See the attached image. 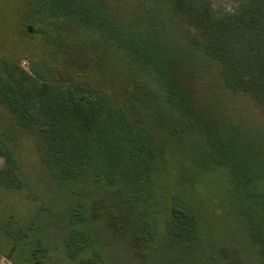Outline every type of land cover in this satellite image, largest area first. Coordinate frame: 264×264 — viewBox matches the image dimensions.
Segmentation results:
<instances>
[{"label":"trees","instance_id":"obj_1","mask_svg":"<svg viewBox=\"0 0 264 264\" xmlns=\"http://www.w3.org/2000/svg\"><path fill=\"white\" fill-rule=\"evenodd\" d=\"M27 1L33 38L50 35L54 60L66 43L113 75L100 87L80 76L62 84L48 76L58 63L46 58L31 74L0 63V106L12 119L0 135L7 162L17 169L15 145L23 132L35 136L45 178L28 182L68 215L94 189L152 214L165 175L174 183L168 231L186 248L206 242L195 184L219 175V202L264 264V0H230L229 8L215 0ZM129 91L141 113L122 98ZM24 225L17 240L31 229ZM61 251L63 263L79 257L69 242Z\"/></svg>","mask_w":264,"mask_h":264},{"label":"rangeland","instance_id":"obj_2","mask_svg":"<svg viewBox=\"0 0 264 264\" xmlns=\"http://www.w3.org/2000/svg\"><path fill=\"white\" fill-rule=\"evenodd\" d=\"M215 1L231 6L230 0ZM34 23L36 18L27 0H0V63L17 62L31 74V66L46 58L52 66L58 63L57 70L48 76L62 84L79 76L95 87L111 84L108 77L113 72L102 71L100 65L80 57L66 43L57 48L63 55L61 61L54 60L57 51L53 49L50 35L33 38ZM111 87L118 93L116 84ZM132 96L129 91L122 98L130 110L141 113ZM11 124V117L0 106V135ZM15 148L17 169L0 154L5 185L0 188V264H261L257 260V248L239 222L236 224L228 217L224 202H219L222 198L218 193L224 188L219 175L199 178L195 184L199 191L195 207L205 221L206 242L203 247L186 248L168 231L174 205V183L169 177H160L161 195L152 203V214L140 215L122 198L102 189L90 191L81 202H71L72 207L73 203L79 207L75 209L79 210L76 215H72L73 210L69 211L70 215L58 214L55 201L40 195L42 187L38 184L33 187L28 182L30 178L40 183L45 178L38 139L23 132ZM186 155L183 152L181 156ZM175 171L169 169L168 173L175 174ZM23 173L28 175L27 179ZM159 176L162 173L156 178ZM183 179L185 184H193V178ZM79 215L83 218L80 223L71 222ZM30 222L29 232L17 240L26 227L24 224ZM157 239L159 242L154 243ZM65 241L69 242L73 256L79 255L77 259H67L69 263L62 262L61 244Z\"/></svg>","mask_w":264,"mask_h":264}]
</instances>
